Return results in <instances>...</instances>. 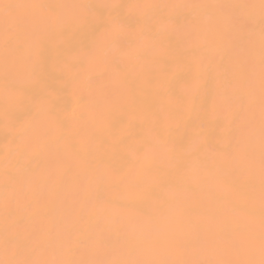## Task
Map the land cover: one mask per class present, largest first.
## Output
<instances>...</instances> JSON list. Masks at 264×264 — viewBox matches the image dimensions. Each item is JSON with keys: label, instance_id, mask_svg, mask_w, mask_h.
<instances>
[{"label": "bare ground", "instance_id": "obj_1", "mask_svg": "<svg viewBox=\"0 0 264 264\" xmlns=\"http://www.w3.org/2000/svg\"><path fill=\"white\" fill-rule=\"evenodd\" d=\"M0 264H264V0H0Z\"/></svg>", "mask_w": 264, "mask_h": 264}]
</instances>
